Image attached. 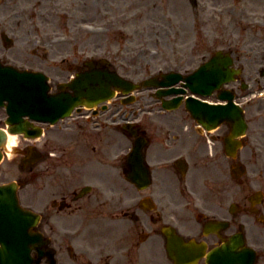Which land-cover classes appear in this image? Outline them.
Listing matches in <instances>:
<instances>
[{
  "label": "flooded vegetation",
  "instance_id": "af4514ba",
  "mask_svg": "<svg viewBox=\"0 0 264 264\" xmlns=\"http://www.w3.org/2000/svg\"><path fill=\"white\" fill-rule=\"evenodd\" d=\"M36 7L28 11L36 14ZM151 7V0L138 6L143 15ZM226 10L228 26L241 15L249 30L226 48L232 67L240 69L228 86L243 104L244 133L233 136L230 122L214 128L186 123L184 106L132 108L134 134L122 127L120 106L83 107L60 125L48 124L35 143L47 154L33 173L40 190L51 185L49 203L37 208L38 229L50 237L55 262L43 264H176L167 251L169 229L196 244V264H264V0H249L240 10L231 3ZM12 14L3 15L7 28L20 16ZM243 83L257 85L243 93ZM154 111L161 122L150 130L143 113ZM122 130L130 136L127 152L137 136L148 139L144 189L127 178Z\"/></svg>",
  "mask_w": 264,
  "mask_h": 264
},
{
  "label": "rangeland",
  "instance_id": "374dc122",
  "mask_svg": "<svg viewBox=\"0 0 264 264\" xmlns=\"http://www.w3.org/2000/svg\"><path fill=\"white\" fill-rule=\"evenodd\" d=\"M114 1L51 0L44 3L0 0V60L20 68L46 72L53 90L57 89L58 83L69 80L78 66L90 58H106L122 75L139 81L159 71H192L209 59L216 49H226L231 42L239 44L241 35L249 31L241 22V15L234 16L236 25L228 26L226 10L231 3L240 10L249 0H196V8L193 0H151V11L147 9L149 11L144 15L138 6L146 0H119V6H111ZM30 4V7H39V13L37 7L36 14L28 11ZM49 5H54L56 10L51 13ZM123 10H126V17L119 23L118 18L124 16H119ZM5 12L12 17L13 12L20 13L13 19L15 28H7L3 17ZM37 14L41 17L35 16ZM31 16H35L37 25H33ZM2 29L15 38L9 46L1 37ZM251 36H246L247 42ZM256 85L250 84L246 91L254 90ZM153 91L151 88L137 91L138 100L131 104L123 105L120 99L114 98L109 106L121 107V113H126L121 119H125L132 108L159 109L160 103L155 97H143ZM156 113H143L145 127L150 130H154L155 123L159 126L161 122ZM6 116V110L0 108V127L5 125ZM184 122L194 120L186 115ZM120 139L123 141L121 147L127 152L131 143L129 134L122 130ZM35 142L23 135L17 136L14 150L5 151L0 164V183L21 182L19 195L22 203L37 209L49 203L51 185L47 183L40 190V184L33 177L38 161L24 166L22 152ZM37 147L45 152L41 144ZM126 152L122 155L125 156ZM121 182L128 183L124 179Z\"/></svg>",
  "mask_w": 264,
  "mask_h": 264
},
{
  "label": "water",
  "instance_id": "95a60500",
  "mask_svg": "<svg viewBox=\"0 0 264 264\" xmlns=\"http://www.w3.org/2000/svg\"><path fill=\"white\" fill-rule=\"evenodd\" d=\"M232 62L228 53L217 50L211 59L202 64L190 74L176 71L152 76L142 82H134L121 76L116 70H111L105 59L90 60L85 64L87 70L80 71L71 82L59 85L58 93H50L48 76L40 71L20 70L13 65L0 62V105L7 108L10 124L9 132L23 133L26 137H36L42 130L32 127L25 116L31 119L57 122L60 118L70 115L75 107L82 105L95 106L109 100L116 94V90L128 94L133 90L146 86L157 87L160 97L178 93L172 100L176 106L189 88L195 94L209 95L219 89L222 84L231 79L235 73L229 68ZM98 63L101 66H98ZM181 82V86H174ZM73 90V92L68 91ZM222 99H228L227 104H212L196 96L186 98V106L198 121L214 125L229 120L237 128H245L246 123L240 106L233 102L234 93L228 89L220 91ZM134 95L126 101H131ZM7 101V102H6ZM164 105L168 106L164 99ZM106 105H104L105 107ZM171 106V105H169ZM7 140V133L0 129V162L3 158V146ZM142 140L128 156V163L136 170L137 181H145V158ZM38 154L31 148L30 156L25 163L34 162ZM16 181L0 184V264H40L53 252L48 247L49 239L35 227L39 215L31 209L21 205ZM178 236L169 233L168 249L177 263L187 264L196 260L190 254V245ZM36 251L34 256L32 253ZM180 251L181 255H178ZM193 263V262H192Z\"/></svg>",
  "mask_w": 264,
  "mask_h": 264
},
{
  "label": "bare ground",
  "instance_id": "6f19581e",
  "mask_svg": "<svg viewBox=\"0 0 264 264\" xmlns=\"http://www.w3.org/2000/svg\"><path fill=\"white\" fill-rule=\"evenodd\" d=\"M17 136H18V134H15V133H9L8 134V141H7V144L5 146L8 152H12V150H14V146H15V143H16V140H17ZM10 137H15L16 138L15 139V143H12L11 146H9V138Z\"/></svg>",
  "mask_w": 264,
  "mask_h": 264
},
{
  "label": "clouds",
  "instance_id": "9594fccd",
  "mask_svg": "<svg viewBox=\"0 0 264 264\" xmlns=\"http://www.w3.org/2000/svg\"><path fill=\"white\" fill-rule=\"evenodd\" d=\"M15 137H10L9 138V146H11L12 143H15Z\"/></svg>",
  "mask_w": 264,
  "mask_h": 264
}]
</instances>
